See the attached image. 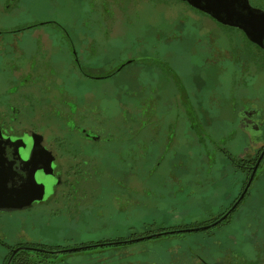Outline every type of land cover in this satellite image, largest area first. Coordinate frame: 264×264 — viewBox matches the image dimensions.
<instances>
[{
  "label": "flooded vegetation",
  "instance_id": "flooded-vegetation-1",
  "mask_svg": "<svg viewBox=\"0 0 264 264\" xmlns=\"http://www.w3.org/2000/svg\"><path fill=\"white\" fill-rule=\"evenodd\" d=\"M29 1L0 0V264H264V207L253 208L255 223L233 224L264 181V47L186 0H154L178 12L154 25L135 14L144 0H76L63 16L70 0H45V15ZM247 3L264 12V0ZM119 48L131 55L115 60ZM104 100L121 101V128ZM218 128L232 149L216 142ZM113 142L102 192L101 146ZM211 147L225 162L216 176ZM157 175L171 194L228 179V202L200 222L144 221L135 233L136 208L156 210ZM181 233L199 238L163 246L157 259L136 256L134 244Z\"/></svg>",
  "mask_w": 264,
  "mask_h": 264
},
{
  "label": "rangeland",
  "instance_id": "rangeland-1",
  "mask_svg": "<svg viewBox=\"0 0 264 264\" xmlns=\"http://www.w3.org/2000/svg\"><path fill=\"white\" fill-rule=\"evenodd\" d=\"M71 3V10L72 13H62L61 15H72L75 14L73 7H75L76 0H70ZM145 2L141 3L140 5L135 7V14L139 16V22L142 24L144 22L150 23L151 25L157 24L160 21H172L175 17L178 16V12L176 7L173 4L168 3L167 1H154V0H144ZM28 8L30 12L43 14L45 15L47 5L45 3V0H30L28 2ZM116 16H123L125 15L123 12L115 8L114 9ZM142 24H139L136 27H141ZM124 31L123 25L117 24V28H115V32H122ZM113 54V57L115 60H121L127 57L128 55H131L129 51L126 49L119 48V50L115 51ZM110 84H102V92L104 95H110V92L113 87ZM107 100H104V107L106 110V113L112 115L113 120L115 122V126L118 128H121L123 126L122 119L127 117L123 112V107L120 104L118 108L111 103H107ZM217 123L218 125L222 126V123L219 119H215L213 121V124ZM226 129L218 128V131H221V133L217 134V136H214L216 142L224 147V148H230L232 149L233 142L227 143V140L223 139V132ZM117 143H111L108 146H101V154H102V162L101 165V179H97V182L99 183V189L102 192H106V186H110L108 181V176L110 174H113L115 171V164L114 160L108 156L110 153L109 151L116 149ZM181 148V146H180ZM182 151L184 148H181ZM180 149V150H181ZM216 148H210V150L207 153L208 158L214 163L213 165V175L216 176L217 172V164L222 168L225 162L220 158V155L215 152ZM93 151L91 148H88V152ZM152 160H154L155 156L152 152ZM170 156L171 154L168 152ZM178 155H181L182 153L178 151ZM187 154V153H186ZM196 154V152H195ZM202 158L203 160L206 159V156H200L199 159ZM166 167V163H164L163 166H161L158 170L159 174H162ZM208 176V174H206ZM205 179H207V177ZM107 178V179H106ZM93 179L92 181H94ZM125 180V179H124ZM140 179H135V187H140L141 184L139 183ZM165 181L167 179H159V175L154 176L153 179H149L150 184H155L160 181ZM215 185L214 187H211L205 191L202 190H196L195 193L192 195L187 192V190L183 189L180 190L177 194H171V191H173L174 187L170 186L167 188L168 185L162 186L157 185V188L153 189L155 192L152 195L150 202L151 208H156V210H152L151 208L148 209L151 211V214L148 215L150 212L142 213L137 208L135 211V218H134V224L133 229L135 233H140L143 230L142 223L145 221L147 223L152 222L154 220V223L157 225H163V226H173V225H180L185 223H191V222H200L203 219H206L209 216L215 215L218 210L217 207L218 204H221V206L228 202L229 195L227 193V190L225 189V183L228 181V179H215ZM96 181H94L95 184ZM143 192L136 197L141 202L143 201ZM106 194L103 195V198H105ZM262 197H264V181L259 180L257 181V184L254 187L253 194L249 197V199L246 201V211L240 212L238 215L234 216L233 218V224H235L236 228H239L240 222L245 216L247 217L248 222L255 223L254 221V215L256 212V209L253 208H261L264 207V198L262 201ZM109 201L107 199L101 200V204H106ZM139 208H142V204L136 206ZM199 238V235L195 234H173L168 236H162L158 237L157 239H151L146 240L141 243L134 244V249L136 251V256H142L144 255L145 258L151 259H157L160 256H165L166 253L163 250V246H173L175 248V245H178L180 248H185L186 244L188 242H191L192 240ZM221 239V237H220Z\"/></svg>",
  "mask_w": 264,
  "mask_h": 264
},
{
  "label": "water",
  "instance_id": "water-1",
  "mask_svg": "<svg viewBox=\"0 0 264 264\" xmlns=\"http://www.w3.org/2000/svg\"><path fill=\"white\" fill-rule=\"evenodd\" d=\"M196 9L208 14L216 21L230 26L238 27L242 29L247 38L258 44L260 47H264V12L251 8L247 0H186ZM50 160L46 162V166H49ZM43 171L45 169L43 168ZM254 171V168H253ZM46 172V171H45ZM50 172V171H49ZM48 172V173H49ZM252 174L250 175V177ZM251 178L248 180V184ZM42 185L40 184V192H42ZM216 220L214 223L192 229H184L183 231H191L197 229H204L211 226L224 218ZM174 232V231H169ZM165 233V232H163ZM141 238L135 239L139 240Z\"/></svg>",
  "mask_w": 264,
  "mask_h": 264
}]
</instances>
